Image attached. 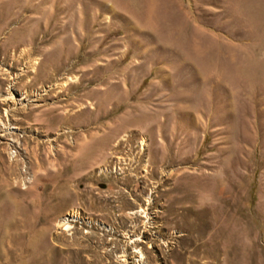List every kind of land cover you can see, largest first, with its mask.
Masks as SVG:
<instances>
[{
    "label": "rangeland",
    "instance_id": "374dc122",
    "mask_svg": "<svg viewBox=\"0 0 264 264\" xmlns=\"http://www.w3.org/2000/svg\"><path fill=\"white\" fill-rule=\"evenodd\" d=\"M0 264H264V0H0Z\"/></svg>",
    "mask_w": 264,
    "mask_h": 264
},
{
    "label": "bare ground",
    "instance_id": "6f19581e",
    "mask_svg": "<svg viewBox=\"0 0 264 264\" xmlns=\"http://www.w3.org/2000/svg\"><path fill=\"white\" fill-rule=\"evenodd\" d=\"M72 217H73V215H71ZM72 219V218H71ZM65 220H70V218L69 217H65Z\"/></svg>",
    "mask_w": 264,
    "mask_h": 264
}]
</instances>
